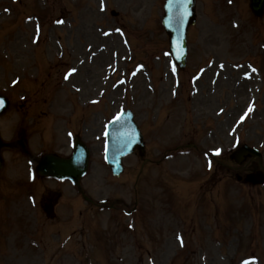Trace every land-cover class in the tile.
I'll return each instance as SVG.
<instances>
[{
  "label": "rangeland",
  "instance_id": "obj_1",
  "mask_svg": "<svg viewBox=\"0 0 264 264\" xmlns=\"http://www.w3.org/2000/svg\"><path fill=\"white\" fill-rule=\"evenodd\" d=\"M164 1L0 0V92L11 102L1 137L14 143L25 135L29 151L2 152L0 264H110L107 257L115 264H264V186L246 182L253 165L228 161L238 141L264 156V17L256 19L245 0H199L188 72L176 87L164 54ZM245 64L258 70L254 83L242 81ZM46 97L52 107L41 102ZM254 98L249 122L237 130ZM127 109L154 164L143 167L135 154L115 179L103 127ZM69 130L92 146L82 186L105 201L104 210L86 206L68 183L35 181L37 158L71 154ZM216 148L223 153L209 167L205 153ZM58 196L61 220L53 223L41 201ZM80 208L102 215L106 232L123 233H107L119 236L111 241L102 230L92 235L88 227H97L85 214L87 231L73 234Z\"/></svg>",
  "mask_w": 264,
  "mask_h": 264
},
{
  "label": "water",
  "instance_id": "obj_2",
  "mask_svg": "<svg viewBox=\"0 0 264 264\" xmlns=\"http://www.w3.org/2000/svg\"><path fill=\"white\" fill-rule=\"evenodd\" d=\"M253 12L261 15L264 11V0L252 1ZM195 0H168L166 5V17L164 27L167 28L170 35L172 47H175V53L179 51V45L183 49L186 47V35L189 25L195 21L194 4ZM178 41H181L178 43ZM176 58L177 55L175 54ZM181 64L186 62L185 53L183 54ZM6 103L0 98V113L5 109ZM2 143L0 141V149ZM140 148L143 153L144 147L142 136L133 121L130 113L123 114L118 120L113 122L108 129V162L112 166L116 175L122 172V159ZM46 165L43 170H48L47 175L63 178V176L78 179L86 170L88 164V154L86 150L77 148L71 160H60L48 157L45 159ZM2 161L0 158V168Z\"/></svg>",
  "mask_w": 264,
  "mask_h": 264
},
{
  "label": "snow or ice",
  "instance_id": "obj_3",
  "mask_svg": "<svg viewBox=\"0 0 264 264\" xmlns=\"http://www.w3.org/2000/svg\"><path fill=\"white\" fill-rule=\"evenodd\" d=\"M216 154L219 155V150L216 151Z\"/></svg>",
  "mask_w": 264,
  "mask_h": 264
},
{
  "label": "flooded vegetation",
  "instance_id": "obj_4",
  "mask_svg": "<svg viewBox=\"0 0 264 264\" xmlns=\"http://www.w3.org/2000/svg\"><path fill=\"white\" fill-rule=\"evenodd\" d=\"M56 203H57V201L54 202V204H56Z\"/></svg>",
  "mask_w": 264,
  "mask_h": 264
}]
</instances>
